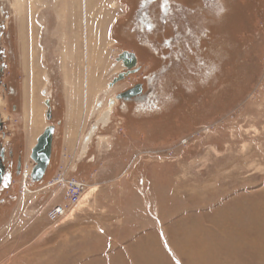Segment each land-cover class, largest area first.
Masks as SVG:
<instances>
[{
	"label": "rangeland",
	"instance_id": "374dc122",
	"mask_svg": "<svg viewBox=\"0 0 264 264\" xmlns=\"http://www.w3.org/2000/svg\"><path fill=\"white\" fill-rule=\"evenodd\" d=\"M124 50L141 71L113 86ZM0 74V139L15 154L0 264H185L171 235L206 264H234L217 245L264 234V0H0ZM135 82L142 99L108 116ZM50 125L48 171L26 192L17 158L30 163ZM62 152L89 189L52 223L63 194L41 191Z\"/></svg>",
	"mask_w": 264,
	"mask_h": 264
},
{
	"label": "bare ground",
	"instance_id": "6f19581e",
	"mask_svg": "<svg viewBox=\"0 0 264 264\" xmlns=\"http://www.w3.org/2000/svg\"><path fill=\"white\" fill-rule=\"evenodd\" d=\"M67 2V1H66ZM74 2V0H73ZM68 4V3H67ZM66 4V5H67ZM65 5V6H66ZM73 5V4H72ZM71 5V6H72ZM64 6V7H65ZM22 20V23L24 22L23 18H21ZM78 21V19H77ZM41 24V23H40ZM73 25V24H72ZM43 29V28H42ZM57 33V32H55ZM76 36V35H75ZM79 37V36H78ZM76 38V37H75ZM22 40L23 42H25V34L23 33V36H22ZM77 40V39H76ZM75 41V40H74ZM28 40L26 39V45H25V51H28ZM63 55L66 54V51L62 53ZM63 61V60H62ZM61 61V62H62ZM83 62V61H82ZM117 62H120L123 66V63L122 61H118ZM89 67V65H88ZM136 69V67H135ZM26 70V68H25ZM27 72V71H26ZM90 73V72H89ZM65 74V73H64ZM28 75V74H27ZM67 76V75H66ZM29 77V76H28ZM30 79V77H29ZM30 80H26V91H28L29 89V82ZM117 83V82H116ZM109 88H111V84L108 85ZM1 98V97H0ZM116 100H118L117 98H113L112 100L109 101L108 105L110 106V108H108L106 111L107 115L109 116L112 112V108L114 107V105L116 104ZM1 102V101H0ZM49 102V101H48ZM100 98L98 99V103H100ZM4 104L3 102V99H2V102H1V105ZM108 120V118H106ZM51 120V119H50ZM107 124V122H106ZM54 133H55V130H54ZM40 138V136H39ZM38 138V139H39ZM38 139H37V143H38ZM48 139L45 140V142H47ZM54 140V138H53ZM36 143V144H37ZM36 146V145H35ZM34 146V147H35ZM33 147V149H34ZM32 149V150H33ZM52 151H53V146H52ZM31 156V155H30ZM29 163V162H27ZM23 167V165H22ZM240 167V166H239ZM240 169V168H239ZM236 170V169H235ZM29 177H25V181H23V189L26 190V192H29V188L32 187V184H28L29 180H28ZM248 181V180H247ZM27 186V187H25ZM88 189H89V186H88ZM217 192V191H216ZM90 194V193H88ZM88 196V195H87ZM193 204V203H192ZM193 205H196V206H193V207H202L204 208L206 205H200V204H193ZM230 209V208H229ZM185 210V209H184ZM183 211V210H182ZM174 214V211H172ZM207 219V218H206ZM190 220V219H189ZM197 222V221H196ZM215 222V221H214ZM213 222V223H214ZM53 223V222H52ZM211 223V222H210ZM216 224V223H215ZM181 225V224H180ZM191 225V224H190ZM196 225V224H195ZM194 227V226H193ZM222 227V226H221ZM195 229V228H194ZM179 230H180V226H179ZM189 231V230H188ZM206 231V230H204ZM211 231V230H210ZM201 232H202V229H201ZM209 232V231H207ZM215 232V231H214ZM214 232H212V234H214ZM184 233H186V230L184 231ZM188 233V232H187ZM191 234V233H190ZM188 233V235H190ZM203 234H205V232H203ZM217 235V233H216ZM234 235V234H233ZM237 235V234H236ZM172 238H173V243L175 244L176 246V251L178 252L179 256H181V259L184 260L185 264H206V261L207 260H202L199 258L198 256V252L194 251L190 246L189 244L187 243L188 240H185L183 238V235H181V241H179L180 239V236L179 238L176 240V236L174 235H171ZM185 236L187 237V235L185 234ZM200 236V235H199ZM210 236V235H209ZM214 236V235H213ZM219 237V236H218ZM202 238V237H201ZM200 238V240H201ZM214 238V237H213ZM233 238V237H232ZM245 238V237H244ZM189 239V238H188ZM198 238H196V241H197ZM190 241V239H189ZM188 241V242H189ZM192 241V240H191ZM199 241V240H198ZM197 241V243H198ZM200 242V241H199ZM232 242V241H231ZM194 243V242H193ZM196 243V242H195ZM201 243V242H200ZM149 246V245H148ZM218 247H214L215 250H213V253H215L216 255L213 256V257H218V256H221L223 254H230L232 255L233 257V260H234V264H244L245 262H248V263H255V264H264V234L263 235H260L259 237H252L250 238V240H248L247 242L245 243H241V244H237V245H233V246H223V244H220V245H217ZM213 247V246H212ZM204 251V250H202ZM238 251H240V253L242 252L241 255H239L240 253H238ZM204 255V254H203ZM153 258V257H151ZM151 258H150V263H151ZM220 258V257H219ZM224 258V257H223ZM242 258V259H241ZM216 259V258H215ZM232 259V258H231ZM259 260V261H258ZM154 261V260H153ZM224 261V260H223ZM257 262V263H256ZM259 262V263H258ZM231 263V262H230ZM229 264V263H227Z\"/></svg>",
	"mask_w": 264,
	"mask_h": 264
},
{
	"label": "built area",
	"instance_id": "2783aa9c",
	"mask_svg": "<svg viewBox=\"0 0 264 264\" xmlns=\"http://www.w3.org/2000/svg\"><path fill=\"white\" fill-rule=\"evenodd\" d=\"M66 157L70 156L65 154ZM31 162H25L22 170L21 177L25 181V177H29L28 184L31 185L30 181L32 180V173L35 162L31 158ZM75 165L73 163L65 165L61 163L48 184L42 187L44 192L48 189H59L63 194L64 204H56L52 207H49L46 210V216L50 222L57 223L61 222L68 212L75 210L78 206H81L83 203L87 191L88 184L82 179H79L74 175Z\"/></svg>",
	"mask_w": 264,
	"mask_h": 264
},
{
	"label": "water",
	"instance_id": "95a60500",
	"mask_svg": "<svg viewBox=\"0 0 264 264\" xmlns=\"http://www.w3.org/2000/svg\"><path fill=\"white\" fill-rule=\"evenodd\" d=\"M117 60L122 61L124 63V67L127 68L128 70H131L130 71L131 73L139 70V68L135 69L138 63V59L135 53L133 52L124 51L123 53L119 55ZM124 76H125V73H120L119 76L115 78L114 83L122 80ZM141 88H142V85L138 84L136 86V89L134 88V89L125 91L123 93H120L117 96V98L124 99V100H130L135 95H138L139 93H141ZM47 104H48V107L50 108L49 102ZM47 116L49 120L52 118V113L50 110H48ZM54 130H55L54 125L48 126L45 129L44 133L40 136V138L38 139V143L32 150L31 158L35 162V166L33 168V173H32L33 183L41 182L44 179L47 169L50 165L51 157H52ZM46 139H48L47 142H45ZM20 170H21V164L19 163L18 174H20ZM3 173H4L3 168L0 167V184L2 182Z\"/></svg>",
	"mask_w": 264,
	"mask_h": 264
},
{
	"label": "flooded vegetation",
	"instance_id": "af4514ba",
	"mask_svg": "<svg viewBox=\"0 0 264 264\" xmlns=\"http://www.w3.org/2000/svg\"><path fill=\"white\" fill-rule=\"evenodd\" d=\"M124 51H128V50H124ZM123 51V52H124ZM129 52H131V51H129ZM10 53H8V55H9ZM136 56H137V54H136ZM137 59H138V56H137ZM119 61V60H118ZM123 63V62H122ZM123 66H124V63H123ZM4 67L5 66H2V69H1V71L2 72H4L3 71V69H4ZM136 68H139V70H138V72H140L141 71V66L139 65V62L137 63V66H136ZM131 70H128L127 68H125L124 67V70L122 71V72H120V73H125V75H126V73H129ZM119 73V74H120ZM135 76L136 75V71H134L133 73H130L129 74V76L127 77V78H129V77H131V76ZM146 75V74H145ZM144 75V76H145ZM115 76H117V75H115ZM0 77H1V74H0ZM4 77H5V75H4ZM3 77V78H4ZM0 80H1V78H0ZM2 81V80H1ZM121 81L122 80H120V81H118L117 83H114V85L113 86H117L119 83H121ZM145 82L147 83V78H145ZM110 84V83H109ZM138 84H140V85H142V88H141V93H139L138 95H135L134 97H132L130 100H124V99H119V98H117V96L120 94V93H123V92H125V91H128V90H130V89H136V86L138 85ZM138 84H136V82H135V84L133 85V86H131V85H129V86H127V87H125V88H123L122 90H120V91H118V93L116 94V98L118 99V100H116L117 102H116V104L118 103V105L120 106L121 105V103H123V102H125V103H130V102H132V103H136L137 101H139V100H141L142 99V97H143V95L145 94V92H144V90H145V85H144V83H138ZM113 88V87H112ZM113 96H111V98H109V101L110 100H112L113 98H112ZM100 100H101V98H100ZM49 101V104H50V106H51V101L50 100H48ZM3 102H5V98H4V100H3ZM109 103V102H108ZM115 104V105H116ZM115 105H114V107H115ZM113 107V108H114ZM108 109V106H107V108L105 109V110H107ZM111 114H112V112H111ZM111 114H110V116H111ZM52 117H53V115H52ZM52 119V118H51ZM7 120H1L0 119V137L2 136V132L4 133V130H5V127H6V125H5V122H6ZM55 129H56V127H55ZM54 135H55V133H54ZM4 136H6V135H4ZM6 138V137H5ZM5 138H4V140H5ZM8 152V153H7ZM6 152V150H5V148H4V142H1V139H0V167L1 168H3V171H4V173H3V178H2V182H1V184H0V188L2 187V185L4 184V181H5V175H7V172L9 171H11V169H13V161H12V159H13V156L15 155L14 154V152L13 151H7ZM53 152V151H52ZM19 163L21 164V166H22V159H21V156L19 155V157L17 158V172H18V168H19ZM49 168V167H48ZM47 171H48V169H47ZM47 173V172H46ZM46 176V175H45Z\"/></svg>",
	"mask_w": 264,
	"mask_h": 264
},
{
	"label": "crops",
	"instance_id": "0c3cea01",
	"mask_svg": "<svg viewBox=\"0 0 264 264\" xmlns=\"http://www.w3.org/2000/svg\"><path fill=\"white\" fill-rule=\"evenodd\" d=\"M133 53H135V52H133ZM135 55H136V53H135ZM62 154H67V155H69L67 152H62ZM64 161L66 162H68L69 164H71V162L70 161H72V162H74V163H77V161H78V158H73V157H69V156H67L66 158H64ZM68 163H65V165H68ZM73 163V164H74ZM77 165V164H76ZM58 190V189H57ZM57 193H59V191H57ZM60 194H62V192L60 191ZM63 204H64V202H62Z\"/></svg>",
	"mask_w": 264,
	"mask_h": 264
},
{
	"label": "trees",
	"instance_id": "16d2710c",
	"mask_svg": "<svg viewBox=\"0 0 264 264\" xmlns=\"http://www.w3.org/2000/svg\"><path fill=\"white\" fill-rule=\"evenodd\" d=\"M166 51H167V52H169V48H168V49H166Z\"/></svg>",
	"mask_w": 264,
	"mask_h": 264
}]
</instances>
